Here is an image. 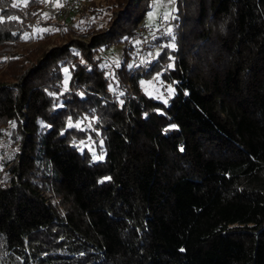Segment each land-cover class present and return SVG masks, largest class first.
Here are the masks:
<instances>
[{
  "label": "trees",
  "instance_id": "trees-1",
  "mask_svg": "<svg viewBox=\"0 0 264 264\" xmlns=\"http://www.w3.org/2000/svg\"><path fill=\"white\" fill-rule=\"evenodd\" d=\"M40 2L0 0V264H264V0H175L138 64L150 0L47 48Z\"/></svg>",
  "mask_w": 264,
  "mask_h": 264
},
{
  "label": "rangeland",
  "instance_id": "rangeland-1",
  "mask_svg": "<svg viewBox=\"0 0 264 264\" xmlns=\"http://www.w3.org/2000/svg\"><path fill=\"white\" fill-rule=\"evenodd\" d=\"M42 1V0H41ZM103 0H81L78 8L72 11L70 14H67L66 17L58 16L57 8L54 5L42 7L40 2V15L36 19V23L33 22L32 28L36 27L38 30L43 31V29H48V31L43 32H54L51 35L50 41L48 43H44V47H50L51 45L61 41V31L65 27V23L72 25L73 27H83L85 25H89L90 22L99 23L100 15H95L87 10H84L83 7L87 6L90 2L99 5ZM174 2L175 0H150L149 8L145 11L142 22L140 23V27H145L148 31L164 29L166 31L167 37L170 36L171 29V21L174 14ZM46 14V15H45ZM36 17V16H35ZM167 17V18H165ZM146 30V29H145ZM29 38L25 39L23 35V40L19 41L17 45H15V50H23V48H32L37 44V40L34 39V32L27 33ZM139 41V38L135 40ZM165 39L160 41V45L152 46V51L142 53L137 49H135V55L131 60V64H138L140 61H148L152 56H155L156 53L160 50L162 44H164ZM154 52V53H153ZM119 47L108 49L103 53L102 64L106 66L108 71L112 70L115 66L117 60L119 59ZM151 53H153L151 55ZM8 61V54L0 53V72L5 68ZM144 89L151 94H154L158 97H163V89L161 87V82L159 77L155 74L153 77L148 80L142 81ZM4 145L3 142H0V147Z\"/></svg>",
  "mask_w": 264,
  "mask_h": 264
},
{
  "label": "built area",
  "instance_id": "built-area-1",
  "mask_svg": "<svg viewBox=\"0 0 264 264\" xmlns=\"http://www.w3.org/2000/svg\"><path fill=\"white\" fill-rule=\"evenodd\" d=\"M81 2V0H42V7H47L54 5L57 8V14L61 17H66L67 14H70L72 11L76 9V6ZM60 5V6H57ZM141 31V38L138 43V50L140 52L146 51L150 49L152 51L153 42L162 36L166 35V31L164 29H157L147 31L144 28L139 27ZM150 61V60H149ZM144 63H146L144 61Z\"/></svg>",
  "mask_w": 264,
  "mask_h": 264
},
{
  "label": "snow or ice",
  "instance_id": "snow-or-ice-1",
  "mask_svg": "<svg viewBox=\"0 0 264 264\" xmlns=\"http://www.w3.org/2000/svg\"><path fill=\"white\" fill-rule=\"evenodd\" d=\"M13 7H17V5L16 4H13L12 5ZM57 6H60V5H57ZM46 15V14H45ZM165 18H167V17H165ZM11 19H16L15 17H11ZM43 31H48V29H43ZM24 38L25 39H28L29 38V36H28V34L27 33H25V35H24ZM137 43H139V42H137ZM173 47H174V45H172ZM66 73H67V69H65L64 70ZM67 83V81H65V84ZM69 126H73L72 124H71V121H69ZM76 127H79V124H77V125H75ZM98 159H102V157H97Z\"/></svg>",
  "mask_w": 264,
  "mask_h": 264
}]
</instances>
